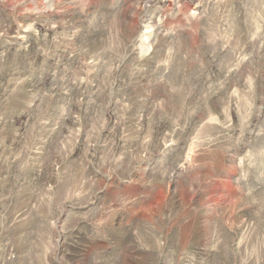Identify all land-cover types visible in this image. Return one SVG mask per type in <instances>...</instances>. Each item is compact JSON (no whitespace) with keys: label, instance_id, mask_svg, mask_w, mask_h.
<instances>
[{"label":"rangeland","instance_id":"obj_1","mask_svg":"<svg viewBox=\"0 0 264 264\" xmlns=\"http://www.w3.org/2000/svg\"><path fill=\"white\" fill-rule=\"evenodd\" d=\"M0 264H264V0H0Z\"/></svg>","mask_w":264,"mask_h":264}]
</instances>
